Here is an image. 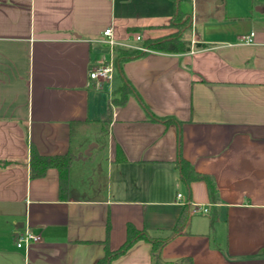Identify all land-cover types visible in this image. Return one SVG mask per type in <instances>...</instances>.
<instances>
[{
	"label": "crops",
	"instance_id": "crops-1",
	"mask_svg": "<svg viewBox=\"0 0 264 264\" xmlns=\"http://www.w3.org/2000/svg\"><path fill=\"white\" fill-rule=\"evenodd\" d=\"M176 8L0 0V160L12 162L0 168V264H97L128 225L164 241L166 264H264V0L183 1L188 52L116 61L172 36ZM107 29L120 44L115 70L92 80L111 54ZM31 146L73 156L65 198L57 169L31 177ZM182 159L214 179L216 200L204 180L184 179ZM26 229L40 240L19 248ZM152 251L139 240L111 264H154Z\"/></svg>",
	"mask_w": 264,
	"mask_h": 264
},
{
	"label": "trees",
	"instance_id": "trees-1",
	"mask_svg": "<svg viewBox=\"0 0 264 264\" xmlns=\"http://www.w3.org/2000/svg\"><path fill=\"white\" fill-rule=\"evenodd\" d=\"M186 0H174L176 4V12L172 20V25L181 29L176 35H172L167 38L146 41L143 46L147 47L149 50L167 52V53H185L190 50V42L185 39V34L188 33L191 28V15H186L179 9V4ZM198 47H206L205 44H198ZM143 53L140 51L133 50H119L117 56V62L121 63L123 61L136 59L142 56ZM124 99L128 95L129 91H134L133 88L128 84L123 90ZM145 107V106H144ZM147 109V108H146ZM148 113L149 110L147 109ZM150 114V113H149ZM153 120L163 121L165 123H172L174 119L172 118H159L150 114ZM112 119L111 112L109 113L105 122H110ZM73 161V156L71 154L65 155H54V156H43L41 155L34 146H31L30 154V172L32 178H41L46 175L47 171L51 168H55L59 172V182H60V194L62 197H66L69 190V175H70V165ZM12 164L11 161L0 160V168H6ZM181 168L183 172L184 179L189 183L192 180H204L209 189L210 196L213 200L217 199V187L214 179L208 175H201L194 172L189 168V172H185L186 162L181 160ZM186 218H181L178 226L175 228L174 232H180L183 225H185ZM139 240H148L153 243V263L154 264H166L161 261L160 249L164 241L152 240L146 231H139L134 226L128 225L127 227V239L124 244L115 251H111L106 247L105 255L98 261L97 264H111L112 261L123 254H125L136 242ZM176 264V263H167ZM190 264H192L190 262Z\"/></svg>",
	"mask_w": 264,
	"mask_h": 264
},
{
	"label": "built area",
	"instance_id": "built-area-1",
	"mask_svg": "<svg viewBox=\"0 0 264 264\" xmlns=\"http://www.w3.org/2000/svg\"><path fill=\"white\" fill-rule=\"evenodd\" d=\"M105 39L102 41L104 44L108 45L111 50L110 57L108 59H105L101 61L95 68L92 69L90 73V78L92 80H110L112 77V74L115 70V48L120 45L113 37V30L107 29L104 32ZM254 33H251L250 35H245L241 37V42L243 44H251L253 42ZM137 41H142V38L140 36L137 37ZM136 50L140 52H149L147 47L141 46L136 48ZM178 199L182 200V194H178ZM189 204H192L189 202ZM193 205V204H192ZM193 213H199V214H207L209 213V209L203 206H197L195 205L192 209ZM40 240V237L35 235L30 229H26L23 234H21L17 240V246L19 248H22L24 246H29L31 243L38 242Z\"/></svg>",
	"mask_w": 264,
	"mask_h": 264
},
{
	"label": "rangeland",
	"instance_id": "rangeland-1",
	"mask_svg": "<svg viewBox=\"0 0 264 264\" xmlns=\"http://www.w3.org/2000/svg\"><path fill=\"white\" fill-rule=\"evenodd\" d=\"M179 32H181V29L177 28V29H176V32H175L173 35H176V34H178Z\"/></svg>",
	"mask_w": 264,
	"mask_h": 264
}]
</instances>
